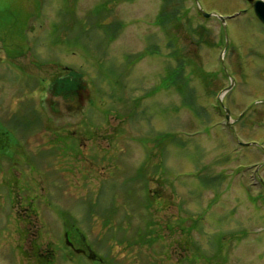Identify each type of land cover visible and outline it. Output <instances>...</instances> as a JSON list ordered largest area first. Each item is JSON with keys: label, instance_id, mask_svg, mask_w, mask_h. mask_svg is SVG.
<instances>
[{"label": "rangeland", "instance_id": "obj_1", "mask_svg": "<svg viewBox=\"0 0 264 264\" xmlns=\"http://www.w3.org/2000/svg\"><path fill=\"white\" fill-rule=\"evenodd\" d=\"M199 6L227 18V70ZM78 80V109L55 105ZM0 136L4 248L41 196L36 225L86 208L121 264H264V27L245 0H0Z\"/></svg>", "mask_w": 264, "mask_h": 264}, {"label": "flooded vegetation", "instance_id": "obj_2", "mask_svg": "<svg viewBox=\"0 0 264 264\" xmlns=\"http://www.w3.org/2000/svg\"><path fill=\"white\" fill-rule=\"evenodd\" d=\"M81 95V93L79 92ZM77 94L73 98H81ZM69 95H66L68 98ZM67 104V100H64ZM68 110L71 107L68 106ZM5 144H0V148ZM72 196V195H70ZM41 196L31 198L23 204L24 217L16 213L15 234L17 242L9 248L0 242V264H119L118 257L105 256L104 238L94 230V225L72 224L69 220L71 212L65 208L55 207V215L61 224H35L41 219V210L36 208V201L43 200ZM17 198H12L10 206L18 207ZM50 202V201H49ZM51 205V204H49ZM50 216V215H49ZM85 219V215H84ZM55 229L56 235L51 240L45 237ZM94 233H96L94 235ZM44 240H43V239ZM19 255V256H18Z\"/></svg>", "mask_w": 264, "mask_h": 264}, {"label": "trees", "instance_id": "obj_3", "mask_svg": "<svg viewBox=\"0 0 264 264\" xmlns=\"http://www.w3.org/2000/svg\"><path fill=\"white\" fill-rule=\"evenodd\" d=\"M193 31L194 32H196L197 30L194 28L193 29ZM205 31H208L207 30V28L205 27V26H201L200 27V30H199V32H198V34L200 35L199 37V40H198V44H201L202 42H203V38H202V36H203V32H205ZM222 35H223V33H222ZM223 37H224V35H223ZM200 39L202 40V41H200ZM197 41V40H196ZM61 85V86H60ZM58 84L57 86H56V88L54 89V92L55 93H57V92H61V93H64V92H67V91H84V87L82 86V84H81V82H79V80L78 81H76V82H74L73 84ZM3 132V131H2ZM0 138H1V136H0ZM0 143H1V139H0ZM151 192V191H150ZM148 190H145V194H149L150 193ZM151 194H152V192H151ZM83 201V200H82ZM153 202V201H152ZM167 205V203H165V205L164 206H166ZM105 207V209L107 210L109 207L107 206V204L104 206ZM87 211V210H86ZM90 218H92V215H89V213H88V219L89 220H91ZM74 222H76L75 221V219H74ZM132 223H134V221L132 222ZM170 227V226H169ZM131 243V242H130ZM138 244V247L140 246V243H137ZM144 244V245H143ZM143 244H141L143 247H147L148 246V244H146V243H143ZM212 256H210V258H211Z\"/></svg>", "mask_w": 264, "mask_h": 264}, {"label": "water", "instance_id": "obj_4", "mask_svg": "<svg viewBox=\"0 0 264 264\" xmlns=\"http://www.w3.org/2000/svg\"><path fill=\"white\" fill-rule=\"evenodd\" d=\"M249 3H251L256 17L259 19L260 22H262L264 24V0H247ZM201 12H203V10L201 9ZM204 13V12H203ZM207 17L211 16L210 14H206L204 13ZM220 18V20L223 23L224 29H225V34H226V38L228 40V35L226 32V23H225V19L222 16H218ZM233 86V84L228 88L231 89ZM227 117L229 118V111L227 110Z\"/></svg>", "mask_w": 264, "mask_h": 264}]
</instances>
